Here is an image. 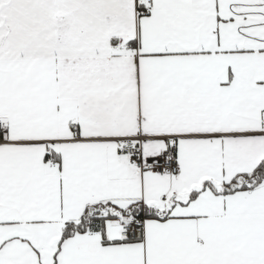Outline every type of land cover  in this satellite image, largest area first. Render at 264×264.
Instances as JSON below:
<instances>
[{"label": "snow or ice", "instance_id": "snow-or-ice-1", "mask_svg": "<svg viewBox=\"0 0 264 264\" xmlns=\"http://www.w3.org/2000/svg\"><path fill=\"white\" fill-rule=\"evenodd\" d=\"M0 264H264V0H0Z\"/></svg>", "mask_w": 264, "mask_h": 264}]
</instances>
